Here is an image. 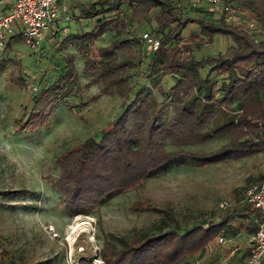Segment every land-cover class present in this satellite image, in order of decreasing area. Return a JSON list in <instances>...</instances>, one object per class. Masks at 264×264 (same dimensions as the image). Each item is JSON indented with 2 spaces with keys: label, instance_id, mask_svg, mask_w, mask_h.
<instances>
[{
  "label": "trees",
  "instance_id": "1",
  "mask_svg": "<svg viewBox=\"0 0 264 264\" xmlns=\"http://www.w3.org/2000/svg\"><path fill=\"white\" fill-rule=\"evenodd\" d=\"M125 4L128 17L122 13ZM230 5L241 20L226 21L222 8ZM71 15L94 25L79 33L57 29L52 42L64 35L65 46L73 43L81 53L90 76L86 87H98L85 105L104 96L119 97L122 105L98 137L65 148L54 161L58 175L52 184L70 213L86 212L87 207L101 205L117 192L174 167L204 169L264 153V0H221L216 5L210 0L198 5L189 0H96L79 4ZM249 20L257 23L258 32L248 28ZM143 21L160 40L156 49L149 50L144 33L138 34L137 24ZM193 24L198 33L186 36ZM107 32L114 38L93 57L95 42ZM217 36L231 45L224 52L205 54ZM21 39L15 34L4 47L10 50ZM75 56L65 55L63 70L53 81L42 76L33 108L16 120L18 132L43 127L74 94L80 84ZM9 63L13 67L9 81L24 86L17 59L0 58V74ZM142 65L148 83L134 80ZM166 76L175 78L170 87L162 85ZM247 189H235L233 201L217 218L185 224L173 211L163 210L165 219L157 232L137 241L117 236L119 250L107 264H182L212 243L221 244V238L231 239L242 231L254 235L255 218L261 214L246 202ZM42 197L41 191L27 188L0 189V200L14 210L40 211ZM28 198L34 201L29 203ZM249 253L250 247L230 264H243ZM50 262L29 261L0 242V264Z\"/></svg>",
  "mask_w": 264,
  "mask_h": 264
},
{
  "label": "rangeland",
  "instance_id": "2",
  "mask_svg": "<svg viewBox=\"0 0 264 264\" xmlns=\"http://www.w3.org/2000/svg\"><path fill=\"white\" fill-rule=\"evenodd\" d=\"M129 9L127 4L122 8L127 17ZM80 22V26L75 23L69 32L79 33L81 27L89 30L94 25L92 20ZM137 29L142 35L151 27L149 22L143 21L137 24ZM198 31V26L193 24L185 35ZM113 38L111 32L105 33L95 42L91 55L96 57L98 48L107 46ZM63 39L64 35L38 49L22 39L15 41L10 50L0 48V58L20 61L25 77L24 86L11 83V63L7 71L0 74V189L27 188L43 194L40 211L14 210L4 206L6 200H0V242L18 256L32 262L50 260V264H107L119 250L117 236L137 241L146 233L157 232L165 219L163 210L173 211L185 224L217 218L223 208L221 204L233 201L235 189L245 192L253 182L264 180V153L204 169L179 166L148 177L131 189L121 190L109 201L87 207L86 212L70 213L62 194L52 184L58 175L54 161L65 148L89 136L98 137L116 118L122 100L104 96L98 102L85 105L98 87H86L90 76L84 69V59L75 44L65 46ZM230 45V40L217 36L205 54L224 52ZM67 53L76 55L79 86L66 103L52 112L43 127L18 132L16 120L33 108L42 76L49 82L56 79L63 70ZM145 65L134 75L137 83H148L142 76ZM174 81L173 76H166L162 85L170 87ZM155 91L162 100L158 89ZM170 114L168 110L167 115ZM252 240L253 234L239 232L224 243H212L202 254L182 264H230L250 247ZM236 248L238 250L230 256Z\"/></svg>",
  "mask_w": 264,
  "mask_h": 264
},
{
  "label": "built area",
  "instance_id": "3",
  "mask_svg": "<svg viewBox=\"0 0 264 264\" xmlns=\"http://www.w3.org/2000/svg\"><path fill=\"white\" fill-rule=\"evenodd\" d=\"M194 5L202 4L205 0H189ZM215 5L221 0H210ZM222 13L226 21L239 20L237 10L233 6H224ZM241 20V19H240ZM72 21L67 0H0V48L15 34H21L24 41L32 48L38 49L49 33L54 34L57 29L63 33L69 31L68 24ZM248 28L258 32L257 23L249 20ZM255 40L258 41L256 34ZM260 36V35H259ZM143 37L148 49H156L160 40L150 32ZM246 202L252 209L259 211L260 217L255 218L258 228L253 235L250 253L243 264H264V180L253 183L246 192ZM228 203H222L226 207ZM225 242L224 238L220 239ZM238 248L233 251L234 254Z\"/></svg>",
  "mask_w": 264,
  "mask_h": 264
},
{
  "label": "crops",
  "instance_id": "4",
  "mask_svg": "<svg viewBox=\"0 0 264 264\" xmlns=\"http://www.w3.org/2000/svg\"><path fill=\"white\" fill-rule=\"evenodd\" d=\"M95 1L96 0H67V2L69 3L71 14H72L73 11L77 12L79 4H89V3H92V2H95ZM80 21H84V20L77 19V18H72V21L68 24L69 30H70L71 27L75 26V23H77L80 26V23H81ZM80 30H82V27L80 28ZM52 33L53 32L49 33L48 36L46 37L45 41L46 40L47 41H46L45 44H48V43L54 41V38L52 37Z\"/></svg>",
  "mask_w": 264,
  "mask_h": 264
}]
</instances>
